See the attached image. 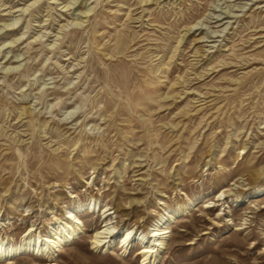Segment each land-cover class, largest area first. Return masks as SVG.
<instances>
[{
    "label": "rangeland",
    "instance_id": "obj_1",
    "mask_svg": "<svg viewBox=\"0 0 264 264\" xmlns=\"http://www.w3.org/2000/svg\"><path fill=\"white\" fill-rule=\"evenodd\" d=\"M90 198L54 264H88L98 209L119 236L189 199L156 264H264V0H0V241Z\"/></svg>",
    "mask_w": 264,
    "mask_h": 264
},
{
    "label": "bare ground",
    "instance_id": "obj_2",
    "mask_svg": "<svg viewBox=\"0 0 264 264\" xmlns=\"http://www.w3.org/2000/svg\"><path fill=\"white\" fill-rule=\"evenodd\" d=\"M253 188L250 192L242 193L240 201L248 202L253 197L258 196L263 190L262 186ZM187 202L179 210L167 211L168 208L164 209L163 213L158 214L156 218L145 226V230L126 229L119 236L112 221L114 213H111L106 207L98 209L99 218L102 219V226L93 233L90 244L91 246L95 245L97 249L102 251L110 250L111 248L119 249L123 256L128 255L133 244H136L137 247L139 246L138 255L141 256V264H156L162 251L166 250L165 239L169 234L170 222L174 219L177 212H185L192 200L189 199ZM91 207V212L94 214L96 212V201L93 198H90L87 202H76L71 208L69 207L70 210L63 219L64 222L61 229L55 228L52 232L50 231L49 236L40 240L39 236L36 237L33 234L36 230L34 231L33 228H30L19 243L12 246L9 251V247H4L6 245L0 241V253L5 252L6 249L8 251L7 257H14L20 255V253L26 255L27 253L33 257L46 260V264H54L55 253L62 249L63 245L74 243L81 235L83 228L79 221V214H82L85 208L88 213H91L89 211ZM235 230L238 231L241 228L237 227ZM117 236L118 239H116Z\"/></svg>",
    "mask_w": 264,
    "mask_h": 264
},
{
    "label": "clouds",
    "instance_id": "obj_3",
    "mask_svg": "<svg viewBox=\"0 0 264 264\" xmlns=\"http://www.w3.org/2000/svg\"><path fill=\"white\" fill-rule=\"evenodd\" d=\"M86 250L89 256L88 264H104V261L107 259L105 252L97 249L95 245H93L90 250Z\"/></svg>",
    "mask_w": 264,
    "mask_h": 264
}]
</instances>
